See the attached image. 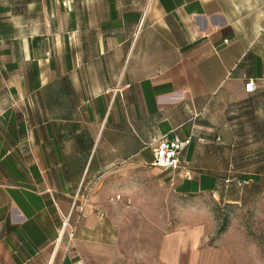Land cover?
I'll list each match as a JSON object with an SVG mask.
<instances>
[{"label":"crops","instance_id":"crops-1","mask_svg":"<svg viewBox=\"0 0 264 264\" xmlns=\"http://www.w3.org/2000/svg\"><path fill=\"white\" fill-rule=\"evenodd\" d=\"M174 134L192 180L152 165ZM260 153L264 0H0V264H235L147 188L240 204L227 157Z\"/></svg>","mask_w":264,"mask_h":264},{"label":"rangeland","instance_id":"rangeland-1","mask_svg":"<svg viewBox=\"0 0 264 264\" xmlns=\"http://www.w3.org/2000/svg\"><path fill=\"white\" fill-rule=\"evenodd\" d=\"M227 160L233 165L229 174L237 176L241 182L240 186L231 188L232 195L242 189L240 204L215 200L208 193L194 196L176 194L172 187L162 184V180L160 185L157 183V190L147 188L150 195L157 196V205L146 204L147 211L157 208V227L161 226L162 230L190 224L204 225L206 242L231 248L235 264H264V153L231 156ZM157 180H161L159 175ZM82 211L75 205L70 226L78 223V215ZM160 232L157 228V240Z\"/></svg>","mask_w":264,"mask_h":264},{"label":"built area","instance_id":"built-area-1","mask_svg":"<svg viewBox=\"0 0 264 264\" xmlns=\"http://www.w3.org/2000/svg\"><path fill=\"white\" fill-rule=\"evenodd\" d=\"M255 90V84L253 81H249L245 84V91L252 92ZM192 136L186 138H180L178 135L174 134L173 136L164 135L159 140L155 153L152 165L163 169V170H172L175 171L179 168L183 170V177L187 180L193 179V173L189 167L188 163L181 164V155L184 150L190 145L192 141ZM76 204L73 203L72 208L74 209ZM78 208L83 210L82 205ZM71 218V213L67 216H64L62 219V232L65 234L68 240H71L74 236V227L69 225V220ZM70 226V229L67 230V226Z\"/></svg>","mask_w":264,"mask_h":264},{"label":"trees","instance_id":"trees-1","mask_svg":"<svg viewBox=\"0 0 264 264\" xmlns=\"http://www.w3.org/2000/svg\"><path fill=\"white\" fill-rule=\"evenodd\" d=\"M235 164L237 165V161L235 162ZM232 167H233V165L231 164V168H232ZM231 168H230V170H231ZM230 172H231V171H230ZM226 175H227V177L229 176L230 179L235 180V177H232V176L229 174V172H227ZM230 176H231L232 178H231ZM236 177H237V176H236ZM227 180H228V178H227ZM227 180H226V181H227ZM233 182H234V181H233ZM239 185H241V182L239 183Z\"/></svg>","mask_w":264,"mask_h":264}]
</instances>
